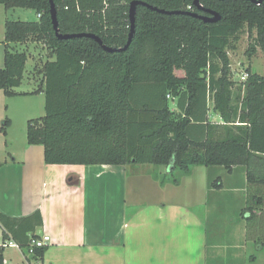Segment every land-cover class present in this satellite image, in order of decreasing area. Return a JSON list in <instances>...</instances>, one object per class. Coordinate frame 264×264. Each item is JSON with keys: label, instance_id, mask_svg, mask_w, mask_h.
Returning <instances> with one entry per match:
<instances>
[{"label": "trees", "instance_id": "1", "mask_svg": "<svg viewBox=\"0 0 264 264\" xmlns=\"http://www.w3.org/2000/svg\"><path fill=\"white\" fill-rule=\"evenodd\" d=\"M132 1L54 0L61 35L96 34L116 48L108 51L92 37L62 38L53 26L51 0H0L6 8L41 14L33 21L6 20L0 68V89L13 94L28 55L10 49L12 43L43 42L48 50L41 70L46 113L28 121V143L44 146L48 164L165 166L164 173H153L162 184H179L194 166H224L229 172L244 166L249 183L262 189L264 76L248 67V78L237 86L229 50L247 29V53H264V1L200 0V9L194 0H142L147 4L137 5L133 39L119 49L129 38ZM209 11L221 18L191 14ZM211 110L221 122L210 120ZM9 124L8 118L2 129ZM210 186L221 189V178ZM258 188L249 191L241 210L249 224L264 206ZM8 219L0 212V225L7 227ZM39 238L32 234L18 244L29 251ZM47 249L35 247L29 259L44 264ZM4 250L0 244V264Z\"/></svg>", "mask_w": 264, "mask_h": 264}, {"label": "crops", "instance_id": "2", "mask_svg": "<svg viewBox=\"0 0 264 264\" xmlns=\"http://www.w3.org/2000/svg\"><path fill=\"white\" fill-rule=\"evenodd\" d=\"M38 79L44 92L41 70ZM209 118L221 122L212 110ZM0 162V212L9 217L7 227L0 225V243L48 234L44 264H209L220 247L226 264H264V206L255 224L235 218L222 239L210 234L212 215L227 207L219 192L227 191L237 213L249 191L258 188L243 166L227 172L232 176L241 169L240 181L225 184L222 176L217 189L210 186L206 166H194L177 185L162 184L153 172L164 173L165 166L48 164L44 146L28 140L22 152L11 149ZM196 169L203 195L191 188L183 195L180 187ZM29 255L26 248L7 246L3 264H39Z\"/></svg>", "mask_w": 264, "mask_h": 264}, {"label": "rangeland", "instance_id": "3", "mask_svg": "<svg viewBox=\"0 0 264 264\" xmlns=\"http://www.w3.org/2000/svg\"><path fill=\"white\" fill-rule=\"evenodd\" d=\"M37 19V12L34 9L24 8V7H13L6 8L3 4H0V66L3 67L4 64V52L6 49V40H5V22L6 20H26L33 21ZM251 38L247 29L241 34L240 40L235 43L236 48L229 50L232 79L237 83V86H241V82L246 79H242V76H246L247 68L251 67L252 70L260 75L264 76V53L261 49L250 56L247 53V49ZM12 50L25 51L28 55V60L26 63V69L24 73V78L21 85L14 87L13 94H7L3 89H0V159H2L8 151L11 149L16 150L17 152H22L24 146L27 143V124L28 121L32 118H40L45 115V93L40 90L39 81V70H42L43 63L47 60L48 50L46 49L43 42H29L26 44L22 43H12ZM0 67V68H1ZM35 72V77L37 80L33 79V73ZM248 78V77H246ZM211 109L213 103H210ZM10 120V124L6 126L4 131L2 127L4 126L5 120ZM142 165V164H141ZM142 166H151L150 164H143ZM155 166V165H154ZM152 167V166H151ZM156 169L159 167L155 166ZM161 167V166H160ZM204 168V167H199ZM209 168V178L214 180L217 177L224 178L225 184L240 181V172L241 169L236 170V174L230 175L229 172L224 166H210ZM244 168V166H243ZM129 170V169H128ZM199 170L196 169L193 177L190 178L188 183H184L180 189L183 190L182 194L185 195L188 189L196 191L199 189L201 176L199 175ZM155 172H158L155 170ZM154 173V172H153ZM211 175V176H210ZM221 178V179H222ZM186 182V181H185ZM224 183V182H223ZM178 189V190H180ZM203 190L200 194L197 190L196 194L203 195ZM178 192V191H177ZM176 192V193H177ZM226 198L225 207H220V210L212 215L210 221V234L213 237L220 236V239L223 238L224 227L230 228L233 227L236 220L235 218L242 219L240 209L236 213L237 204L233 201L229 202V194L227 191H221L218 193ZM227 194V195H226ZM196 199V198H194ZM198 201V200H194ZM241 203L240 201H237ZM242 207L244 208L245 202L242 201ZM241 207V206H240ZM228 210V211H227ZM242 210V209H241ZM220 229V233H219ZM218 230V231H217ZM225 237V236H224ZM224 240V239H223ZM215 253L210 254L209 264H226L224 256L225 252L222 247H220Z\"/></svg>", "mask_w": 264, "mask_h": 264}, {"label": "water", "instance_id": "4", "mask_svg": "<svg viewBox=\"0 0 264 264\" xmlns=\"http://www.w3.org/2000/svg\"><path fill=\"white\" fill-rule=\"evenodd\" d=\"M252 1L257 3V4H260L264 0H252ZM138 4H147V3L143 2L142 0H134L131 2V4H130L131 28H130L129 38H128L126 45L122 48H119V49H126L130 45V43L133 39V36L135 33L136 8H137ZM194 5L200 9L204 8V6L201 4L200 0H194ZM148 6L152 9L158 10L159 12H162V13H168V14L183 13L181 11H175V10L169 11V10H165V9H160V8H158L156 6H152V5H148ZM209 12H210V15H203V14H199L198 12H191V14L194 16H199L206 21H217L221 18V16L217 12H215V11H209ZM51 17H52L53 26H54L56 32L58 34H60L59 33V27H58L59 23H58V16H57V8L55 6L54 0H51ZM60 36L62 38H75V37H81V36L92 37L96 41H98L103 46L104 49H106L108 51L116 50V48L106 46L103 43L102 39L98 35L93 34V33H72V34H62V35L60 34Z\"/></svg>", "mask_w": 264, "mask_h": 264}, {"label": "built area", "instance_id": "5", "mask_svg": "<svg viewBox=\"0 0 264 264\" xmlns=\"http://www.w3.org/2000/svg\"><path fill=\"white\" fill-rule=\"evenodd\" d=\"M188 8H192L191 6H189ZM41 16V14H39V17ZM246 77H248V73L246 74V76H242V79H247ZM50 241V236L48 234H44L42 237H40L37 240H33L32 241V246L29 249V253L32 254L34 253V248L35 247H43L49 244ZM1 245H3L4 247L7 246H14V247H20L19 244L15 241H9V242H4V243H0Z\"/></svg>", "mask_w": 264, "mask_h": 264}]
</instances>
